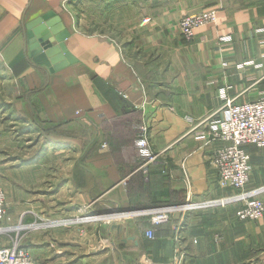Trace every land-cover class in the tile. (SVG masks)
<instances>
[{
	"label": "crops",
	"instance_id": "1",
	"mask_svg": "<svg viewBox=\"0 0 264 264\" xmlns=\"http://www.w3.org/2000/svg\"><path fill=\"white\" fill-rule=\"evenodd\" d=\"M205 10L215 23L182 39L178 20ZM47 13L69 33L74 63L46 74L24 57L22 25ZM0 68L27 127L0 143L12 220L0 248L34 264H264V216L237 221L233 205L154 228L114 216L229 195L208 165L222 143L198 133L226 101L264 98V0H0ZM135 131L155 158L147 173ZM244 150L246 191L264 188V148ZM80 217L88 221L64 225Z\"/></svg>",
	"mask_w": 264,
	"mask_h": 264
},
{
	"label": "built area",
	"instance_id": "2",
	"mask_svg": "<svg viewBox=\"0 0 264 264\" xmlns=\"http://www.w3.org/2000/svg\"><path fill=\"white\" fill-rule=\"evenodd\" d=\"M214 10H205L181 17L177 22V30L182 39L191 41L196 29L215 23ZM224 116L208 127L206 133H198L205 145L220 142L208 158V165L215 173L216 186L229 191V195L221 198L186 201L177 206H166L159 209L116 214L123 218H148L152 228L166 224L175 213L187 214L202 212L208 209L235 207L234 218L237 221L255 222L264 216V202L259 196L264 188L246 191L250 179L249 155L244 150L246 146L257 149L264 148V98L255 102L235 104L226 101ZM144 133L145 129H140ZM142 154L147 157L146 164L155 159L148 152V143L144 136L138 141ZM3 193L0 191V218L3 214ZM106 218V217H97ZM93 220V219H92ZM12 230L0 229V233ZM148 239H153V229L145 232ZM176 260V259H175ZM177 261V260H176ZM0 264H33L31 257L16 247L0 249Z\"/></svg>",
	"mask_w": 264,
	"mask_h": 264
},
{
	"label": "water",
	"instance_id": "3",
	"mask_svg": "<svg viewBox=\"0 0 264 264\" xmlns=\"http://www.w3.org/2000/svg\"><path fill=\"white\" fill-rule=\"evenodd\" d=\"M24 32V57L29 65L47 73L59 71L74 59L66 52L64 41L69 33L59 18L47 13L22 25Z\"/></svg>",
	"mask_w": 264,
	"mask_h": 264
},
{
	"label": "rangeland",
	"instance_id": "4",
	"mask_svg": "<svg viewBox=\"0 0 264 264\" xmlns=\"http://www.w3.org/2000/svg\"><path fill=\"white\" fill-rule=\"evenodd\" d=\"M13 95L14 94H13V90H12V85L10 84V81L7 79V77L5 75H3V72L0 68V143L2 141H4V142L13 141V140H11V138H14L17 134V131H16V133H14L15 132L14 130H19V129H23V128H25L24 130L27 129L26 125H24L22 121L16 119V116L14 115L15 111L18 109V101L16 100L15 95L14 96ZM141 137L142 136H140L139 138H141ZM25 139L26 140H30V139L38 140L39 134L34 132L31 136H28ZM138 141H139V139H138ZM26 143H28V141ZM41 143H42V141H41ZM31 153L35 154V150L32 151ZM52 158H54V155L52 156ZM147 163H148V161H147ZM143 168H145V166L140 167V170L144 171ZM0 191H1V193H3V197H4L3 203H2L3 214L0 218V229L5 230L8 226L7 224L12 222V220L10 217H8V215L6 213V191H5V189L1 183H0ZM85 218L80 217L77 219L74 218L71 220H67L66 222L64 221L65 222L64 225L65 226L71 225V224L75 225L77 223H83V222H85V220L88 221L87 217H85ZM148 221H149V219H148ZM43 222L44 221L37 220V223H34L31 226H34L36 228H40V227L45 225V223H43ZM22 228L23 227H20L19 230H21ZM13 230H15V229H13ZM15 232H14V234H15ZM6 234H7V232L0 233V239H2V238L4 239ZM17 234H18V232H17ZM22 238H23V235H22V232H20V234H19L20 241L22 240ZM16 241L18 242V240H16ZM0 249H6V247H1ZM18 251H20V250H18Z\"/></svg>",
	"mask_w": 264,
	"mask_h": 264
},
{
	"label": "trees",
	"instance_id": "5",
	"mask_svg": "<svg viewBox=\"0 0 264 264\" xmlns=\"http://www.w3.org/2000/svg\"><path fill=\"white\" fill-rule=\"evenodd\" d=\"M36 124H37L42 130L45 131V129H44L43 127H41V126L37 123V121H36ZM137 125H138V124H137ZM47 132L51 134V133H54L55 130H51V131H50V130H47ZM140 136H141V135H140L139 131H135V140H136V141H137L138 139H140V138H139ZM139 161H140L141 164H143L142 166H145V168H143L144 171H143V170H140V172H142V173H143V172H144V173H147V171H148V170H147V165H148V164H146V162H147V157L144 156V155H142V158H141ZM142 166H141V167H142ZM139 167H140V166H139ZM141 176H143V175L141 174ZM143 180H144V181H147L146 177L143 176Z\"/></svg>",
	"mask_w": 264,
	"mask_h": 264
}]
</instances>
